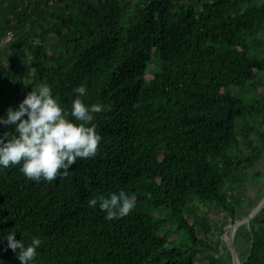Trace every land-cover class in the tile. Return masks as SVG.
<instances>
[{
	"label": "trees",
	"instance_id": "trees-1",
	"mask_svg": "<svg viewBox=\"0 0 264 264\" xmlns=\"http://www.w3.org/2000/svg\"><path fill=\"white\" fill-rule=\"evenodd\" d=\"M44 83L69 110L86 87L101 143L51 182L0 170V238L39 236L30 264H232L264 155V0H0V116ZM119 190L128 215L88 206ZM240 240L264 264V207ZM0 264H20L6 239Z\"/></svg>",
	"mask_w": 264,
	"mask_h": 264
},
{
	"label": "clouds",
	"instance_id": "clouds-1",
	"mask_svg": "<svg viewBox=\"0 0 264 264\" xmlns=\"http://www.w3.org/2000/svg\"><path fill=\"white\" fill-rule=\"evenodd\" d=\"M73 92L69 110L53 94L52 87L44 83L32 88L18 107H9L0 116V125L9 129L0 134V170L20 165L27 179L51 182L71 175L69 169L78 159L88 161L97 156L101 139L93 127L86 125L93 114H101L103 106L85 102L87 89L83 84ZM98 204L105 219L114 220L128 215L136 207V200L119 190L91 200L88 206L95 209ZM15 237L16 231H9L0 243L6 239L20 264H30L42 243L40 237L32 236L28 244Z\"/></svg>",
	"mask_w": 264,
	"mask_h": 264
},
{
	"label": "rangeland",
	"instance_id": "rangeland-1",
	"mask_svg": "<svg viewBox=\"0 0 264 264\" xmlns=\"http://www.w3.org/2000/svg\"><path fill=\"white\" fill-rule=\"evenodd\" d=\"M148 77L150 78V76H148ZM254 170L261 171V175L255 179H253V180H250L248 182L247 188L245 190V198H246L245 201H246L247 207H250V211L255 209V207L259 204V202L261 201V199L264 196V155H263L262 159L256 164ZM214 217L215 216H213V218ZM244 223H247V221H245L241 224H244ZM228 226H226V228H225L226 235H228ZM223 242L226 245V242L225 241H223ZM238 244H239L238 245L239 250L237 252L239 254V251L243 252L245 250L246 241L240 240Z\"/></svg>",
	"mask_w": 264,
	"mask_h": 264
},
{
	"label": "water",
	"instance_id": "water-1",
	"mask_svg": "<svg viewBox=\"0 0 264 264\" xmlns=\"http://www.w3.org/2000/svg\"><path fill=\"white\" fill-rule=\"evenodd\" d=\"M263 207H264V196L259 202V204L255 207V209L250 211L248 214L241 216L234 223L228 226V235H226V232H224L222 236V240L226 242V246L228 250L230 251L232 264H241L237 251L235 249V245H234V234H235L237 227L241 223L245 221L248 222L254 216L258 215L260 211L263 209Z\"/></svg>",
	"mask_w": 264,
	"mask_h": 264
},
{
	"label": "built area",
	"instance_id": "built-area-1",
	"mask_svg": "<svg viewBox=\"0 0 264 264\" xmlns=\"http://www.w3.org/2000/svg\"><path fill=\"white\" fill-rule=\"evenodd\" d=\"M10 37V34L8 35L7 39Z\"/></svg>",
	"mask_w": 264,
	"mask_h": 264
}]
</instances>
